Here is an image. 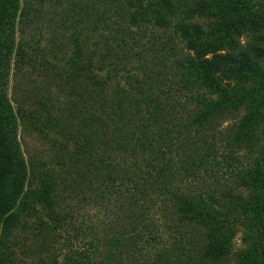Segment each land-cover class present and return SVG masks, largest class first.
<instances>
[{
  "label": "trees",
  "instance_id": "obj_1",
  "mask_svg": "<svg viewBox=\"0 0 264 264\" xmlns=\"http://www.w3.org/2000/svg\"><path fill=\"white\" fill-rule=\"evenodd\" d=\"M39 1L47 0H0V264H18L14 247L19 230L47 231L59 244L58 256L69 250L63 262L54 254L51 264H226L232 259V239L245 230L248 249L235 256L236 264H264V171H255L248 180L237 179V184L256 192L254 202H246L226 185H208L218 169L207 167V153L197 147L202 132H216L221 121L241 107L248 115L245 122L228 129V167L233 168L238 151L255 142L254 125L264 117V72L259 69L264 49L252 46L241 51L237 40L246 30L264 32V15L253 13L249 0H217L213 5L206 0L193 4L151 0L152 9L146 8L145 0H125L115 9L118 27L111 26L103 41L100 27L72 11L62 26L73 34L75 50L67 72L92 104L83 129L71 140L76 144L75 159L83 162L90 179L78 170L65 185L60 176L53 180L32 170L19 140L27 116L8 94L12 70L21 71L27 58L25 44L17 38L21 27L28 25L21 17L37 18L39 9H34ZM106 11L100 13L108 24ZM210 18L214 23L205 30L202 24ZM148 23L171 31L191 55L182 69L185 84L192 83L186 88L195 91L193 109L182 108L172 97L163 100L156 83L141 89L137 97H120L110 75L99 74L109 56L128 57L130 42L140 38ZM92 34L102 37V45L91 46ZM93 40L98 43V38ZM169 40L161 45L169 46ZM110 72L117 74V64ZM130 102L143 109L142 120L127 116ZM62 185L70 192L68 198L79 204H101L109 215L131 222L130 253L135 256L131 261L120 249L124 241L111 233L112 222L88 232L75 224L74 214L82 205L73 213L63 211L58 197ZM79 190L85 193L83 198ZM156 216L176 239L170 247H158ZM63 234L60 245L58 236Z\"/></svg>",
  "mask_w": 264,
  "mask_h": 264
},
{
  "label": "rangeland",
  "instance_id": "obj_2",
  "mask_svg": "<svg viewBox=\"0 0 264 264\" xmlns=\"http://www.w3.org/2000/svg\"><path fill=\"white\" fill-rule=\"evenodd\" d=\"M185 1L188 4H193L200 0ZM206 1L213 5L217 0ZM249 1L253 13L264 15V0ZM124 2L125 0L39 1L34 9L35 12L39 9L37 18H34L33 14L21 17L23 21L28 19V25L25 24L21 27L17 38L18 43L25 44L27 58L21 71L12 70L8 94L14 107L21 109L27 116L23 118L19 140L32 170L40 175H48L49 179L53 178V180L60 176L66 185L77 177L78 170H80L88 176V180L90 179L86 166L83 162L75 159L76 144L75 140L71 139L74 138L72 135L77 130L83 129L82 124L89 116L87 108L92 102L89 101L88 95L82 88H76L74 84H77H73L69 80L67 69L75 58L73 34L64 31L62 26L74 11L88 23L100 27L101 33L98 35L102 34L103 41H105L111 26L118 27L114 13L116 7H121ZM151 2V0H145L147 9H152ZM105 10H107L108 24L101 19V13ZM97 15L101 16L97 17ZM150 16L155 17V15ZM213 23L214 21L210 18L205 20L202 25L207 30V27ZM149 25L151 23H148V27L143 26L144 31L141 32L139 39L130 42L131 52L127 58L124 54L117 57V60L114 55L109 56L110 58L108 57L106 61L107 66L99 74L105 78L110 75L114 87H119L120 97L123 95L137 97L136 95L141 89L156 83L161 88L159 96L163 100L172 97L175 99L173 101L181 102L182 108L188 105V109H193L191 98L195 91L186 88L187 85L192 86V83L185 84L187 74L182 69L184 62L186 63L191 55L181 42L172 37L171 31L161 30L153 24ZM132 29L136 31L135 27ZM92 35L91 46L102 45L100 42L102 37ZM94 38H98V43L93 40ZM168 39L171 44L165 47L164 44H168ZM155 40L156 43H154ZM162 43L164 44L161 45ZM237 44L241 51H249L252 46L264 49V32L254 33L246 30L243 36L237 40ZM226 53L236 54L230 51ZM114 64H117V74L111 75L110 70L113 69ZM259 69L264 72V62H259ZM248 86L252 87V84L249 83ZM126 113L134 121H140L145 117L143 109L132 102L127 105ZM247 115L246 107H241L238 111L233 112L231 116L221 121L219 131L202 132L201 142L197 147L202 149L201 153H207L206 160L209 161L207 167L212 171L218 169L216 178L210 179L211 182L208 185L213 183L216 186L221 184L220 187L226 185L236 194L242 195L244 201L254 202V198L257 197L256 192L237 184V179L248 180L247 177L250 174L253 175L255 171L260 169L264 171V117L257 122L255 120V142L248 149L236 153L233 168L228 167V164L231 163L229 159L231 150L226 147L227 140H229L227 138L228 129L245 122ZM120 124L122 125L123 122ZM91 178L95 179L92 175ZM81 184L83 189L84 182L82 181ZM64 187L62 185L58 191L63 211L73 213L78 205H82L74 214L75 224L88 232L92 229L98 230L99 226L112 222L114 225L112 224L113 232L111 233H116L119 240L124 241L120 249L123 251L125 260L131 261L135 257L130 253L132 252L130 251L132 249L130 238L134 235L131 222L123 216L117 217V214H114L116 216L109 215L101 204L92 201L79 204L68 198L70 192H66ZM78 193L79 196L81 190ZM83 194L85 193L80 195L81 198H83ZM117 220L119 221L115 223ZM153 222L159 229L156 231V237H159L160 243L158 247L172 246L176 239L172 240L170 234L166 232L165 221L156 216ZM64 236V234L58 236L60 245L64 242ZM15 238L14 251L18 264H51L50 262L54 263V254L63 262L69 251L65 249L63 254L58 256L57 247L59 244L55 238L48 236L47 231L19 230ZM245 239V230L238 231L230 243L232 259L229 258L226 264H236L235 256L243 254L248 249Z\"/></svg>",
  "mask_w": 264,
  "mask_h": 264
}]
</instances>
